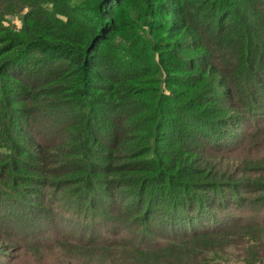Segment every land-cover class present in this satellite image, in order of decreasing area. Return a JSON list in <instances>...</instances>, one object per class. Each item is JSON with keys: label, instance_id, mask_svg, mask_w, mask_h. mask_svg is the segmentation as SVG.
Here are the masks:
<instances>
[{"label": "trees", "instance_id": "16d2710c", "mask_svg": "<svg viewBox=\"0 0 264 264\" xmlns=\"http://www.w3.org/2000/svg\"><path fill=\"white\" fill-rule=\"evenodd\" d=\"M21 8L20 28L3 24ZM252 122H264V0L0 5L1 186L39 195L17 218L61 191L83 214L139 226L126 244L79 226L66 243L95 256L85 264H223L238 243L243 264H264V232L220 210L264 197V169L226 170L206 150L250 141Z\"/></svg>", "mask_w": 264, "mask_h": 264}, {"label": "rangeland", "instance_id": "374dc122", "mask_svg": "<svg viewBox=\"0 0 264 264\" xmlns=\"http://www.w3.org/2000/svg\"><path fill=\"white\" fill-rule=\"evenodd\" d=\"M22 3L23 0H0V5L5 7L13 4L21 6ZM22 16L23 8L21 10H13L11 14L4 17L6 20H4L3 24L8 26V28L17 30L21 27ZM33 107H35V104ZM255 126L258 127L254 129L253 127ZM248 131V137L251 134L253 138L250 141L249 139L247 142L244 141V144L241 143L238 148L218 147L217 149H213V147L208 146L206 148L209 155L207 158H212L215 162H222L226 170L229 169L235 172L240 170L243 160L250 162L252 167L256 166L253 168L255 172L264 169V166L254 163L255 160L257 162L260 160L264 161V122H252ZM236 133L233 132L231 133L232 135H228L227 137L234 136ZM2 136L3 132L0 129V139ZM258 142V148L252 146ZM248 143L249 146L247 147ZM255 172H253V175H256ZM259 173L263 175V171ZM19 188L21 189L17 191L10 185L1 186L0 181V212L6 213V210L9 209L10 211H14L11 215L0 214L3 218L5 216L8 217L4 218L7 225L5 224L0 227V251L4 255L0 256V264H70L73 259L78 261L74 260L77 264H85L91 259L93 260L95 256L79 253L75 248L71 247L73 244L68 245L66 243L67 237L70 238L78 235L79 226L80 231H85L87 235L92 232L97 237L111 238L109 239L110 242L119 244L129 243L139 236V226L132 224V222L126 223L120 218L118 219L116 217L117 214L115 213L116 216L113 214L115 210L114 212L112 211L113 213L110 211L106 212L104 209L101 210L100 206L97 211L93 208V212L83 214V209H74L72 205H68L64 200V196L60 200L61 191L57 192L54 198L50 196L49 200L46 199V202H43L40 208L33 209L32 213L27 214V217L23 215V220H19L17 217L23 211L19 205L23 203V207L25 208L26 205L32 204L36 197H39L38 194L33 192L26 194L23 186H19ZM38 189L36 188V191ZM43 190L47 191V193L51 191L47 187ZM30 193L31 196L28 195ZM262 195L261 192L246 194L243 196L246 199L243 204L241 203L237 206V204L232 203V205H229L230 207L221 208L220 210L224 214L228 212L232 213L235 216V223L237 222L238 224H243L245 227H249V234L254 232L256 236L260 235L264 232V197ZM10 205L13 208H8ZM106 215H109V217ZM111 215L116 219L111 217ZM58 218L63 219L65 222H57ZM72 225L75 226L74 229H71ZM87 227H91L93 231L88 230ZM76 231L77 233L74 234ZM161 231L163 235L166 232L163 228H160ZM62 236L66 237L63 238ZM150 238L152 237L150 236ZM154 238L162 239L159 235H154ZM57 240L63 243L64 246L58 243ZM257 245H260L258 248L263 249L264 252V245L262 246L259 243ZM244 249V243H238L237 246L231 247L229 254L230 261L229 263L223 262V264H243L241 255ZM116 251L114 249L113 254L117 255ZM104 257L110 258L111 256L104 255ZM117 257L119 256H112L110 262L119 264L122 260L119 261Z\"/></svg>", "mask_w": 264, "mask_h": 264}]
</instances>
